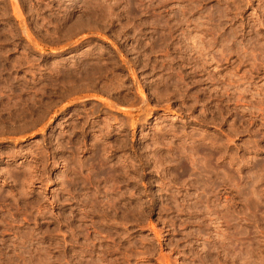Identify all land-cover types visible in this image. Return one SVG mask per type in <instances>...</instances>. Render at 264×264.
Listing matches in <instances>:
<instances>
[{"label": "rangeland", "instance_id": "374dc122", "mask_svg": "<svg viewBox=\"0 0 264 264\" xmlns=\"http://www.w3.org/2000/svg\"><path fill=\"white\" fill-rule=\"evenodd\" d=\"M0 264H264V0H0Z\"/></svg>", "mask_w": 264, "mask_h": 264}]
</instances>
